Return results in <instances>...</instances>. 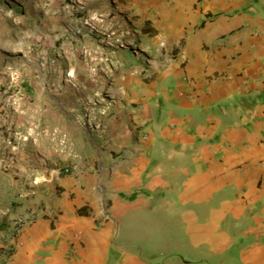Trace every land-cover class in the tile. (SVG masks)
Masks as SVG:
<instances>
[{"label":"crops","instance_id":"obj_1","mask_svg":"<svg viewBox=\"0 0 264 264\" xmlns=\"http://www.w3.org/2000/svg\"><path fill=\"white\" fill-rule=\"evenodd\" d=\"M203 2L190 27L163 7L175 55L94 153L25 193L0 171V234L34 217L0 264H264V0Z\"/></svg>","mask_w":264,"mask_h":264},{"label":"rangeland","instance_id":"obj_2","mask_svg":"<svg viewBox=\"0 0 264 264\" xmlns=\"http://www.w3.org/2000/svg\"><path fill=\"white\" fill-rule=\"evenodd\" d=\"M203 1L0 0V171L25 193L34 180L21 174L94 153L128 88L175 55L161 39L184 26L163 7L190 27Z\"/></svg>","mask_w":264,"mask_h":264},{"label":"built area","instance_id":"obj_3","mask_svg":"<svg viewBox=\"0 0 264 264\" xmlns=\"http://www.w3.org/2000/svg\"><path fill=\"white\" fill-rule=\"evenodd\" d=\"M64 174L69 173V169L64 168L62 170ZM33 215H28L27 217H14L11 220V228L8 231L2 232L0 234V247H3L9 240L14 238L19 231L22 229L23 226H25L27 223L31 222L33 220ZM11 249L8 247H5V258L7 259L9 255L11 254ZM5 259V261H6ZM4 263V262H3Z\"/></svg>","mask_w":264,"mask_h":264}]
</instances>
